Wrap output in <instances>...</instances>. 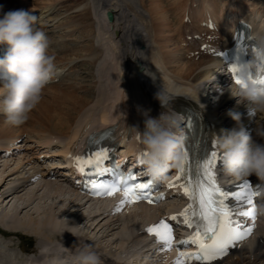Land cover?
Returning a JSON list of instances; mask_svg holds the SVG:
<instances>
[{
	"label": "bare ground",
	"instance_id": "bare-ground-1",
	"mask_svg": "<svg viewBox=\"0 0 264 264\" xmlns=\"http://www.w3.org/2000/svg\"><path fill=\"white\" fill-rule=\"evenodd\" d=\"M51 1L56 0H0V18L8 11L25 10L33 12L38 8L41 10L51 4ZM64 1H61V7L65 6ZM116 1H101L100 15L97 18L103 24L101 28L103 32L100 30L101 34L103 36L106 35V37L104 36L105 41H103L105 44H102V49L93 43L94 22L89 12L90 4L88 5V2L85 3V0L72 1L75 7L83 2L85 3L83 5L87 6V8H84V14L71 22L52 28H36L48 35L50 46H52V49H49L48 52L49 55L54 57L57 67L62 70L76 60L77 71L72 69L56 85L45 87L39 104L32 110L29 119L23 125H9L6 123L5 116L0 112V146L18 138L22 134H26L24 143H29L25 148L26 151L33 147V143L35 144L34 148L45 146L53 138L70 139L69 141H71L78 132V128L93 117V109L91 108H96L95 110L104 109L101 110L102 113L99 116V121L104 124L117 118L119 113L125 115L129 112L128 117L121 118L122 121L117 122V129H122L127 120L134 125L138 118L144 125V117L141 114L143 110L150 109L149 114L152 117H157L162 111L158 101L154 99V94L159 88L161 79L166 77H171L177 83L183 85L185 90L190 93L191 98L203 105L204 109L213 117V122L216 126L214 127L215 133H219L220 130L217 129L219 125L228 129V125L224 124V121L231 118L227 113L229 110H233L230 109L232 103H235L233 108L235 110L238 109L236 100L229 96L226 88L223 96L216 101L218 108L211 109L208 105L209 103L202 96L203 84H210L211 78L216 76L217 71L221 73L222 71L216 59L205 58L194 61L188 59L186 54L181 53L183 49L180 31L183 27L182 15L189 7L197 3L198 7L206 5V8L212 13L211 17L224 21V26L221 28L224 33L230 30L238 19L251 21L255 34L264 33V18H261V16H264V0H139L142 5V11H138L135 14L141 20L138 23L135 22L137 25L135 23V25H132L131 21L134 22V20L129 17L123 7L120 8L121 5ZM127 3H130V1ZM196 10L197 8H194V11ZM109 14L113 17L111 21L106 19V15L108 16ZM189 15L193 17L194 13L189 12ZM253 16L254 18H259V22L251 20ZM138 25L144 27L142 32L136 33ZM60 30L61 32L56 34ZM75 30H78V34L83 38L82 42L78 39V42L81 43L80 45H77L76 39L72 38L74 35L71 36ZM109 38L113 40L110 45L109 42L111 41H109ZM56 43H59L60 46H56ZM107 44L111 48L114 47V53L112 50L111 54H109L111 48L107 49ZM141 45L143 46L142 49L140 48ZM105 52L107 56H105ZM106 57L108 59L111 57L112 61H115L114 65L112 64L110 67L111 70L114 71L115 67L118 69V73L115 76L108 77L109 88L107 90H111L112 96L110 99L109 95L106 94V87L102 86L105 92L95 102L93 101L94 104L91 106L93 93L96 92L93 91L96 81L94 82L92 79V72L88 71L86 78L83 77L85 79L80 81L75 79L73 75L74 72H82V67H80L82 65L94 67L98 59H100L101 65H105L103 63L108 61ZM212 66H214V70ZM221 73L218 75L221 76L220 85L218 79H215L218 87H222L225 75ZM118 76L119 79H122L120 86H117ZM147 86L150 88L149 92L146 90ZM80 90L84 93H79ZM182 99L184 97L176 98L172 106H175ZM107 100L111 102L109 107L103 106ZM117 103L123 109L122 112L117 109ZM129 108H131L130 111ZM261 122H264V114L253 118L250 126L251 132L255 127H259ZM231 123L232 126L229 129L235 126L233 120ZM243 123H247V119L244 118ZM132 136L130 128L120 135L126 144L130 141H127L128 137ZM21 143L24 144L23 142ZM28 156H19V158L0 162V183L4 184L10 175L16 174L15 176L17 177V172L28 160ZM41 175L43 176L44 173ZM11 182L12 184L14 183L13 180ZM12 184L8 185L12 186ZM25 184L24 182L11 190H7L5 187L0 191V199H6L8 201L7 205L11 203L12 211L14 210L13 213L4 212V208L0 211V228L10 233L21 232L35 237L36 244L31 249V252L35 253L39 264H54L66 258L72 260L73 252L77 245L82 242L94 245V250L101 255L105 263H111V259L117 256L113 248L116 247L118 240L121 239L112 236L113 238L104 240V246L101 245L102 241H99L100 238L97 239L99 233H101L102 237L108 236L110 231L120 225L119 220L121 219L119 217H109L106 230L101 231L102 226H99L101 225L100 222L108 216L107 213H111V210H108V206H104L111 205V201L85 200L75 192L70 193L68 191L69 187L65 188V184L47 179L42 180V183L29 186L30 188H26ZM40 187L42 190L41 194ZM20 192L25 193H23V197H19L18 194ZM39 194L38 203L32 205L33 200ZM17 199L20 201L24 200L25 203L22 202L23 205L20 206L17 203ZM65 201L68 202V206H63ZM1 202L4 201L0 200ZM28 207L32 210V214L26 213L23 217H19L18 211ZM56 207L61 209L57 213L55 212ZM68 207L73 210V215L77 214L78 211L81 212L78 217L64 221L60 215L68 210ZM132 209L139 211V215L145 218L146 223L151 221L155 215H158L157 213L163 212V209L146 205H137ZM132 209L125 210L127 211V221L135 216L132 215ZM152 209L157 211L151 213ZM65 217L68 216L66 215ZM80 222H83L87 231L76 228ZM134 223L135 221L132 226ZM134 230L135 228L133 227V233L135 232ZM92 231L94 232L92 233ZM7 242L12 245L13 241L9 238ZM114 244L115 246H113ZM123 247L119 248L122 249ZM25 249L22 246L16 249L17 255H23L26 251ZM212 264H264V237H259L251 246H241L224 260Z\"/></svg>",
	"mask_w": 264,
	"mask_h": 264
},
{
	"label": "clouds",
	"instance_id": "clouds-1",
	"mask_svg": "<svg viewBox=\"0 0 264 264\" xmlns=\"http://www.w3.org/2000/svg\"><path fill=\"white\" fill-rule=\"evenodd\" d=\"M36 17L25 10L8 11L0 18V44L6 46L0 58V112L6 123L23 125L39 104L45 87L59 75L54 57L49 55L48 35L34 28ZM248 56L238 63L237 78L227 92L242 105L244 113L229 110L235 122L231 129L214 133V143L225 176L245 179L255 176L259 183L252 186L257 198L254 215L264 218V122L252 132L245 129L242 119L264 114V33L252 35ZM178 97L191 99L184 86L173 78L161 79L154 94L162 109L152 117L150 109L142 111L143 131L135 129L142 146L141 165L153 179L162 178L170 167H179L184 159V117L173 110ZM198 99V96H197ZM192 100V99H191ZM73 264H104L94 245L82 242L72 254Z\"/></svg>",
	"mask_w": 264,
	"mask_h": 264
},
{
	"label": "snow or ice",
	"instance_id": "snow-or-ice-1",
	"mask_svg": "<svg viewBox=\"0 0 264 264\" xmlns=\"http://www.w3.org/2000/svg\"><path fill=\"white\" fill-rule=\"evenodd\" d=\"M233 75V79L239 83L237 78L238 63H233L229 69ZM261 82H264V77L260 78ZM183 145V149H184ZM106 152H99L93 159L82 160L81 158L76 159L78 170L84 171V164H99L102 159L106 158ZM187 151H184V159L180 165V172H184L185 165L187 164ZM217 167V156L215 152H212L210 156L197 165V173L195 177L188 181L186 184L181 185L184 189L185 195L190 200H195L197 206L193 207L189 205L184 212L181 213L185 217V222L189 227L194 224L197 228L195 234L186 240L180 241L181 244H194L198 247L199 252L197 253H181L179 255L187 258H195L200 261L211 262L219 257H222L228 253V251L239 241L246 239L252 233V227L242 228V225L234 221L232 217V211L228 204L225 202L229 194L221 191L220 187L217 186L216 179L213 174V169ZM202 173V174H201ZM180 177H178L179 179ZM135 177L128 175L123 177L120 181L124 185V196L125 201L132 203L139 199H145L147 197L143 195H137L136 190H146L151 185L150 183L135 184L130 186L129 182H133ZM93 194L95 195H112L118 189L116 185L107 186L100 184H93ZM235 199L241 201L242 204L251 205L246 211H240L238 215L242 217L251 218L254 226L256 217L254 215V204L253 197L256 195L251 184L245 180L242 185V191L233 194ZM119 206L116 211H119ZM191 213V217H189ZM175 217H173L174 219ZM165 229L161 232L159 229ZM147 231L150 234H154L158 242H163L166 247L172 246V235L171 229L161 221V223L154 227H149ZM176 264H183V261L177 259Z\"/></svg>",
	"mask_w": 264,
	"mask_h": 264
},
{
	"label": "rangeland",
	"instance_id": "rangeland-1",
	"mask_svg": "<svg viewBox=\"0 0 264 264\" xmlns=\"http://www.w3.org/2000/svg\"><path fill=\"white\" fill-rule=\"evenodd\" d=\"M61 0H56L55 1V3H56V5L54 6V10H53V14H52V16L50 17V18H46V19H44L43 21L45 22V23H47V19H52V18H54V21H55V25L57 26V24L58 25H63V24H66V23H69V22H71L73 19H76L78 16H80V15H82V14H84L83 12H84V10L87 8V6H85V5H83V4H85L86 2H88V5H89V12L91 13V17H92V19H94V24H93V26H94V36H93V43L96 45V46H99L100 47V43H104L105 44V40L104 39H102V30L101 29H99L98 27H100V23H98V18H97V14H98V12L100 11V8H101V1L102 0H85V3H83V2H81L82 4H80L79 6H74V3L72 2L73 0H65V6H59L60 4H59V2H60ZM121 3H120V2ZM117 0V2H118V4L119 5H121L120 6V8L121 7H123L124 8V10H126V12L128 13V15H129V17H131V19L132 20H134V22L133 21H131V23H133L132 25H137V23H138V21L140 22L141 20L140 19H138V17L137 16H135V14L138 12V11H142V5L139 3V0ZM130 1V3H127V2H129ZM73 3V4H72ZM122 3H126V4H122ZM134 3V4H133ZM137 3H139V4H137ZM129 4V5H128ZM133 6H131V5ZM137 4V5H136ZM59 6V7H58ZM139 6H141V7H139ZM61 7V8H60ZM126 7H127V9H126ZM85 8V9H84ZM134 8V9H133ZM141 10H140V9ZM130 9H132V10H130ZM139 9V10H138ZM135 12V13H134ZM31 14H33L34 13V11L33 12H30ZM133 14V15H132ZM136 17V18H134V17ZM98 17H99V14H98ZM140 18V17H139ZM136 19V20H135ZM135 22H137V23H135ZM135 23V24H134ZM103 25V24H102ZM98 26V27H97ZM36 27H39V24H38V21H37V18H36V20H35V22H34V28H36ZM136 27V26H135ZM143 27L144 26H140V25H138V27L136 28V33H139V32H142V30H143ZM69 30V29H68ZM99 30V31H98ZM102 32H101V31ZM139 30V31H138ZM96 31H97V33H96ZM79 33V31L78 30H75L74 31V36L72 37V38H75L76 39V41L78 42V39L82 42L83 40V38L82 37H80V35L78 34ZM99 33V34H98ZM114 35H115V33H113ZM101 39H102V41H101ZM104 40V41H103ZM100 41V42H99ZM109 41H111V42H109ZM109 45L111 44V43H113V40H110L109 39ZM78 45H80L81 43L80 42H78L77 43ZM109 45L107 44V49L109 48H111V47H109ZM105 47H106V45H105ZM104 47V48H105ZM142 45H141V49H142ZM112 50H113V53H114V47L113 48H111L110 49V51H109V54H111V52H112ZM105 56H107V53L105 52ZM100 59H101V57H100ZM100 59H98L97 60V62L95 63V66L94 67H89V66H86V65H82V72H81V75H78V77H76V78H78V80L80 81V80H83V79H85L86 78V76H87V72L88 71H90V72H92V79H93V81L95 82L96 81V83L98 84V83H100V81H101V79H102V77L100 76L101 75V73H102V71H103V73L104 74H106V71L108 72V77L110 76V77H112V76H115V74H117L118 73V69H117V67H115L114 69L116 70V73H115V70L114 71H112L111 70V65L113 64L114 65V63H115V61L113 60L112 61V59H111V57L108 59V57H106V60H108L107 61V63H103V64H105V65H101V61H100ZM111 62V63H110ZM110 63V65H108ZM105 66V67H104ZM87 67H88V69H90V70H88L87 69ZM101 69V70H100ZM110 69V70H109ZM102 73V74H103ZM103 74V75H104ZM83 77H85V78H83ZM105 78H106V84H104V86H106V90H107V88H109V82H108V77L105 75L104 76ZM148 82V81H147ZM121 83H122V79H119V76H118V80H117V86H120L121 85ZM111 84H112V82H111ZM95 91H96V86H94V88H93ZM92 89V90H93ZM101 89L102 90H99L98 91V98H100V96H101V94H103V92H105L104 90H103V88L101 87ZM121 89V88H120ZM147 89H150L148 86H147ZM93 90V91H94ZM108 91H109V93H108ZM111 90L109 89V90H107L106 91V94H108L109 96V98L111 99V96H112V94H111V92H110ZM79 93H84L82 90H80L79 91ZM96 93V92H95ZM92 95V94H91ZM90 95V96H91ZM105 96V95H104ZM97 98V99H98ZM96 100V96H95V94L93 93V96H92V104H90L91 106L94 104V102L93 101H95ZM109 103H111L109 100H107V101H105V105H108V107H109ZM90 107V106H89ZM91 109H93V108H91ZM16 175V174H15ZM10 176H12V175H10ZM9 176V177H10ZM9 177L6 179V180H8L9 179ZM7 182V181H6ZM6 182H4V184L2 183H0V191H2L3 190V188H5V184H6ZM14 182V181H13ZM9 183H11L12 184V182L10 181V182H8L7 184H9ZM11 186V185H10ZM8 189V188H7ZM40 190H41V187L39 188ZM5 190V189H4ZM24 193V192H23ZM23 193L22 192H20L18 195H19V197H23ZM42 193V190H41V192H40V194ZM71 193V192H70ZM25 194V193H24ZM40 194L36 197V199L35 200H33V204L32 205H35V204H37L38 203V200H39V197H40ZM25 197V196H24ZM1 201H4V202H1L0 203V211H2V209L4 208V212H6V213H13L14 212V210L12 211V207H11V203L10 204H8L7 205V200L5 199V200H2V199H0ZM18 200V199H17ZM22 202H24L25 203V201L24 200H18L17 201V203L21 206V205H23L22 204ZM42 203H43V201H42ZM2 205V206H1ZM63 206H68V202L67 201H65L64 202V205ZM7 207V208H6ZM11 207V208H10ZM29 208V209H28ZM27 209H24V210H20V211H18V214H19V217H23V215L24 214H26V213H31L32 214V210L30 209V207H28ZM59 208V209H58ZM7 209V210H6ZM8 209H11V210H8ZM61 209H60V207H56V209H55V212L57 213V212H59ZM70 210H71V212H70ZM132 211V215H135L134 217H133V219H130L129 221H127L126 220V222L125 223H121L119 226H116V228L115 229H113V231H110V234L108 235V236H101V233H99V237H97V239H99V241H102V243H101V245L102 246H104L105 245V242H104V240H108V238H111L112 236L113 237H117L118 239H121V240H118V242H117V244H116V247H114L113 248V250H115L116 251V253H117V256L116 257H118V258H127V257H130V255L132 254V252L134 253V250L136 249L135 247H131V246H133V245H131V244H129V241H130V238H129V235L128 234H130V235H133L134 233H133V227L135 228V232H137V226L138 225H143V223L145 224L146 223V220H145V218L143 217V216H141V215H139V211H137L136 209L134 210V209H132L131 210ZM155 211H157V210H155V209H152L151 210V213H153V212H155ZM72 212H73V210L70 208V207H68V210H66V211H64L63 213H61V215H60V217L61 218H63L64 219V221H67L66 219H72L73 217H78V215H79V213L81 212V211H78V213L76 214V216H75V214L73 215L72 214ZM65 213H67V214H65ZM68 216V217H65V216ZM135 221V223H134V225L132 226V224H133V222ZM109 222V219H103L101 222H100V224L101 225H99V226H102V229H101V231H103V230H106V227H107V223ZM77 225H79V226H77ZM76 226V228L78 229V228H81V229H83V230H85V231H87V229H86V227L84 226V224H83V222H80L79 224H77ZM2 231H4V229L2 228ZM94 231H92V233H93ZM17 234H18V237L20 238V240H21V242L23 243V244H26V243H29V242H32L33 243V245H34V243H35V237H33L32 235H28V234H25V233H21V232H16ZM112 233H113V235H112ZM128 233V234H127ZM92 237H94L93 235H91ZM112 237V238H113ZM116 239V238H115ZM18 240V239H17ZM79 242V241H78ZM121 242V243H120ZM144 242V241H143ZM142 241H140V242H136V244H138V243H143ZM36 244V243H35ZM124 244V245H123ZM250 245H252V244H254V242H250L249 243ZM249 245V246H250ZM35 246V245H34ZM72 246H75V245H72ZM113 246H115V244L113 245ZM122 246H124L122 249H120L119 247H122ZM129 246H130V248H129ZM247 247V246H246ZM136 253V252H135Z\"/></svg>",
	"mask_w": 264,
	"mask_h": 264
}]
</instances>
